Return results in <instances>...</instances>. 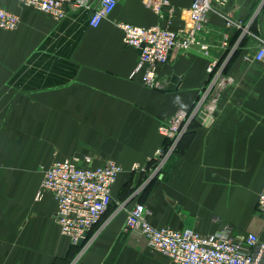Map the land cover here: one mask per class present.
Returning a JSON list of instances; mask_svg holds the SVG:
<instances>
[{
    "label": "crops",
    "instance_id": "obj_1",
    "mask_svg": "<svg viewBox=\"0 0 264 264\" xmlns=\"http://www.w3.org/2000/svg\"><path fill=\"white\" fill-rule=\"evenodd\" d=\"M100 1L85 0L56 20L17 0H0L21 17L15 31L0 29V188L37 192L43 177L36 186L34 173L56 158L115 159L124 168L84 248L62 233L53 198L4 194L0 264H174L144 237L124 232L128 210L138 202L154 226L209 234L220 220L236 234L264 241L257 209L264 190V60H253L264 42V0L229 2L225 10L241 27L210 14L204 33L210 56L195 47L173 51L159 69L164 89L131 78L139 53L124 44L119 23L164 25L173 9L179 28L194 0H166L163 18L144 0H120L92 27ZM225 34L227 48L221 46ZM213 61L215 81L208 71ZM204 96L216 100L210 122L193 120L165 172L155 177L150 158L164 143L159 126Z\"/></svg>",
    "mask_w": 264,
    "mask_h": 264
},
{
    "label": "built area",
    "instance_id": "obj_2",
    "mask_svg": "<svg viewBox=\"0 0 264 264\" xmlns=\"http://www.w3.org/2000/svg\"><path fill=\"white\" fill-rule=\"evenodd\" d=\"M21 5L41 11L56 20L63 19L68 8L80 9L85 0H17ZM120 0H101L92 12L89 24L98 27L116 8ZM231 0H194L185 13L184 24L174 28L173 9L164 25L138 26L127 22L119 23L126 46L142 49L139 61L131 78L140 76L144 86L164 89L165 83L159 69L168 63L173 51H187L199 48L210 56L212 45L204 33L212 13H219L227 20L228 27H241L242 22L232 13L226 12ZM160 17H164L166 0H144ZM21 23L20 15L0 5V29L15 31ZM230 36L225 34L221 46H229ZM253 60H264V42L255 53ZM217 62L209 64L208 71H216ZM218 74L215 75L216 80ZM202 97L190 111L180 110L167 124H161L159 133L164 138L155 155L150 158L155 173L166 165L169 157L178 149L182 135L187 132L193 120L201 113L211 117L215 111V99L205 102ZM147 170L138 165L134 168ZM124 173L122 164L107 159L95 164L91 156L56 158L44 169L38 189V201L51 197L57 202V222L64 235L77 244L86 231L92 230L103 218L113 201V189ZM258 212L264 219V190L258 198ZM146 205L136 203L128 210L124 232H130L147 240L150 248L174 264H264V241L256 234H236L233 227L217 220L219 227L213 233L202 234L194 229H174L171 226H154L148 219ZM90 239L87 240V242Z\"/></svg>",
    "mask_w": 264,
    "mask_h": 264
},
{
    "label": "rangeland",
    "instance_id": "obj_3",
    "mask_svg": "<svg viewBox=\"0 0 264 264\" xmlns=\"http://www.w3.org/2000/svg\"><path fill=\"white\" fill-rule=\"evenodd\" d=\"M171 157H169V159L167 160L166 164L169 162ZM145 171H147V170H145ZM161 171H162V169L160 171H158V172L161 173ZM163 171H164V169H163ZM158 172L154 175L155 177H157L159 175ZM164 172H162V173H164ZM43 174H44L43 170H42V172L40 171V172L34 173V182L36 183V186L39 185V183L41 181V177H43ZM36 190H37V188H34V190H33L32 186H27V187L21 188V189H19L18 187L17 188L16 187H10V188L1 187L0 188V198H4V194L9 195L8 196L9 198H22V196L28 195V194H31L32 198H36L37 193H38V191L36 192ZM36 201H38V200L36 199Z\"/></svg>",
    "mask_w": 264,
    "mask_h": 264
},
{
    "label": "water",
    "instance_id": "obj_4",
    "mask_svg": "<svg viewBox=\"0 0 264 264\" xmlns=\"http://www.w3.org/2000/svg\"><path fill=\"white\" fill-rule=\"evenodd\" d=\"M142 52V49H138V53L141 54ZM178 81V78L177 77H174L172 79V84L176 83ZM173 89V86H170V90ZM206 122H205V121ZM211 118H208L205 114L201 113L199 115V117L197 118V121L201 122V123H207V122H210ZM90 238V231H86L84 233V235L79 239L78 243H77V246H79L80 248H84L87 240Z\"/></svg>",
    "mask_w": 264,
    "mask_h": 264
},
{
    "label": "trees",
    "instance_id": "obj_5",
    "mask_svg": "<svg viewBox=\"0 0 264 264\" xmlns=\"http://www.w3.org/2000/svg\"><path fill=\"white\" fill-rule=\"evenodd\" d=\"M177 151H178V149H177ZM177 151H176V153H177ZM173 155H174V154H173ZM173 155H172V156H173ZM171 158H172V157H171ZM149 165H150V164H149ZM151 166H152V165H151Z\"/></svg>",
    "mask_w": 264,
    "mask_h": 264
}]
</instances>
